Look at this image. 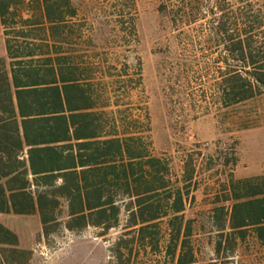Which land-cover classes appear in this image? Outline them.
I'll use <instances>...</instances> for the list:
<instances>
[{"label":"trees","instance_id":"16d2710c","mask_svg":"<svg viewBox=\"0 0 264 264\" xmlns=\"http://www.w3.org/2000/svg\"><path fill=\"white\" fill-rule=\"evenodd\" d=\"M79 11L73 0H0L8 52L0 58V212L37 215L38 240L49 245L58 228L94 227L101 237L117 230L111 264L152 256L201 264L195 241L203 233L225 258L240 246L264 249V175L237 181L232 170L210 210L188 217L202 165L190 152L178 172L138 132V117L111 102L105 61L73 48L86 45ZM214 33L226 45L221 104L263 97L264 6L222 16ZM33 255L0 222V264H31Z\"/></svg>","mask_w":264,"mask_h":264},{"label":"rangeland","instance_id":"374dc122","mask_svg":"<svg viewBox=\"0 0 264 264\" xmlns=\"http://www.w3.org/2000/svg\"><path fill=\"white\" fill-rule=\"evenodd\" d=\"M73 1L87 30L86 45L73 48L105 61L111 102L138 117V132L147 134L178 172L186 155L196 154L202 165L199 188L187 216L209 211L238 159V132L249 123L264 126V96L230 108L219 100L217 83L227 66L219 57L226 56V45L215 39V26L224 15L236 20L240 8L263 7L264 0ZM5 52L0 17V57ZM0 222L18 233L22 248L34 251L31 264H111L110 240L117 230L101 237L94 227L81 234L58 228L57 241L49 245L38 240L37 215L0 213ZM195 242L201 264H264L261 247L241 246L236 256L225 258L213 253L209 233ZM159 260L152 256L133 264Z\"/></svg>","mask_w":264,"mask_h":264},{"label":"crops","instance_id":"0c3cea01","mask_svg":"<svg viewBox=\"0 0 264 264\" xmlns=\"http://www.w3.org/2000/svg\"><path fill=\"white\" fill-rule=\"evenodd\" d=\"M2 57H8V52H5ZM238 135L240 146L238 149L237 164L233 169L236 180L239 181L245 178L264 175V126L251 127L248 129L240 130L238 132ZM250 198L251 197H243L237 199V201L240 202L242 200ZM0 213L3 214L4 212Z\"/></svg>","mask_w":264,"mask_h":264}]
</instances>
